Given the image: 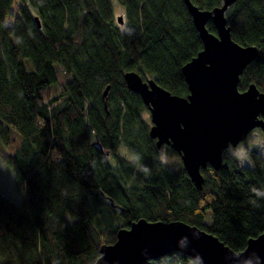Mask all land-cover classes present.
Here are the masks:
<instances>
[{
    "label": "trees",
    "instance_id": "trees-1",
    "mask_svg": "<svg viewBox=\"0 0 264 264\" xmlns=\"http://www.w3.org/2000/svg\"><path fill=\"white\" fill-rule=\"evenodd\" d=\"M225 15L232 39L258 48L239 90L264 92V0H236ZM201 49L183 0H0V158L22 196L0 193V264H94L100 246L140 218L195 225L235 252L264 231V197L250 191L264 187L263 155L252 149L253 165L241 167L224 150L218 170L200 169L198 189L182 165L160 162L148 109L126 87L123 74L136 71L186 96L181 67ZM189 259L175 252L144 264Z\"/></svg>",
    "mask_w": 264,
    "mask_h": 264
},
{
    "label": "water",
    "instance_id": "water-1",
    "mask_svg": "<svg viewBox=\"0 0 264 264\" xmlns=\"http://www.w3.org/2000/svg\"><path fill=\"white\" fill-rule=\"evenodd\" d=\"M235 1L222 0L219 6L201 9L183 0L202 42V49L181 67L186 96L171 94L136 71L123 74L126 87L140 96L149 111V136L156 147L169 145L175 150L198 189L203 183L200 169L209 165L218 170L229 143L243 141L255 128L264 131V92L253 83L244 90L238 88L258 48L241 45L231 37L225 14ZM122 18L117 16L119 24ZM35 21L40 27L38 17ZM208 21L215 33L207 29ZM185 236L186 245L181 242ZM175 252L192 260L199 257L201 264H264V231L248 239L244 250L235 252L195 225L140 218L118 229L113 243L101 245L94 264H144Z\"/></svg>",
    "mask_w": 264,
    "mask_h": 264
},
{
    "label": "rangeland",
    "instance_id": "rangeland-1",
    "mask_svg": "<svg viewBox=\"0 0 264 264\" xmlns=\"http://www.w3.org/2000/svg\"><path fill=\"white\" fill-rule=\"evenodd\" d=\"M114 11L115 14H117L120 10H119V5L117 4L116 1H114ZM63 82V77L60 75L59 79H58V85L62 84ZM145 116L147 117V119L150 121V115H149V111L145 113ZM254 131H250L249 135H248V139L249 140H255V139H260L261 141H264V135L261 131V129L259 128H255L253 129ZM18 137V136H17ZM245 140V139H244ZM262 148H264V143H262L261 145H259L257 148H253L257 151H260ZM161 149H165L167 150L169 159L172 161V163L168 164L167 166H169L172 169L178 168L182 165L181 163V159L179 157V155L176 153L175 150H173L171 147L167 146V145H163L159 148V152ZM4 150L6 152H12L13 151V146L9 145L6 148H4ZM126 150L123 148H120L119 152L120 154L123 155V152H125ZM260 153V152H259ZM263 155L264 157V153H260ZM244 166H249L247 164V162H245ZM14 170L12 167L6 165L2 159L0 158V193H2L3 195L13 199L14 201H19L22 196L21 194L17 193L15 191L14 188ZM114 221H117L116 219H114ZM101 222H107V223H111L112 221H110L107 217L103 218ZM102 225V223H101ZM170 257H165L164 259H169ZM151 261V260H150ZM153 262V261H152ZM178 264H186V261H182L180 260V263Z\"/></svg>",
    "mask_w": 264,
    "mask_h": 264
},
{
    "label": "clouds",
    "instance_id": "clouds-1",
    "mask_svg": "<svg viewBox=\"0 0 264 264\" xmlns=\"http://www.w3.org/2000/svg\"><path fill=\"white\" fill-rule=\"evenodd\" d=\"M248 135L245 137V140L238 142L236 145H232L231 143H229L226 149V151H228L231 154V156L238 162L239 166L241 167L245 165V162H247L249 166L253 165L251 150L253 148H257L259 145L264 143V141H261L260 139L249 140ZM258 152L264 153V148H262ZM123 155L127 159L135 160L137 162V166L139 170L142 171L145 175H148L150 173V169L146 165H143L140 163V156L138 154H131L125 151L123 152ZM158 157H159L160 162L164 165H168L172 163V161L169 159L167 150L165 149L160 150V152L158 153ZM250 191L253 192L256 197H264V187L257 188L253 186L251 187ZM193 235L197 236L198 238V235L196 233H193ZM187 241H188V238L186 236L182 237V241H181L182 244L186 245ZM188 264H201V262H200L199 257H197L195 260L189 259Z\"/></svg>",
    "mask_w": 264,
    "mask_h": 264
}]
</instances>
